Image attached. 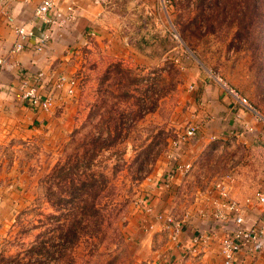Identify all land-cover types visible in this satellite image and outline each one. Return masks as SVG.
<instances>
[{
	"label": "rangeland",
	"instance_id": "obj_1",
	"mask_svg": "<svg viewBox=\"0 0 264 264\" xmlns=\"http://www.w3.org/2000/svg\"><path fill=\"white\" fill-rule=\"evenodd\" d=\"M103 3L115 49L130 53L100 50L76 78L77 93L57 100L73 107L16 157L27 176L21 202L0 223V264H134L126 225L144 181L162 178L170 142L189 125L198 126L196 137L211 128L209 114L197 117L206 103L226 100L231 109L221 111L225 130L203 145L190 192L234 168L256 177L264 167V144L248 140H264V0ZM219 80L257 114L233 102ZM73 223L78 233L69 241Z\"/></svg>",
	"mask_w": 264,
	"mask_h": 264
},
{
	"label": "crops",
	"instance_id": "obj_2",
	"mask_svg": "<svg viewBox=\"0 0 264 264\" xmlns=\"http://www.w3.org/2000/svg\"><path fill=\"white\" fill-rule=\"evenodd\" d=\"M38 2L39 0H0V56L20 64V70L25 71L29 77L42 72L45 75L44 83L49 86L72 78L77 80L85 70V64L106 46H110L107 53L111 55L125 56L130 53L125 50L126 52L119 54L115 49L117 40L107 33L103 17L104 0H56L57 9L62 14L68 6L74 8L76 18L73 23L55 28L53 38L42 51H35L32 42L24 51L9 55L8 51L15 43L16 37L6 22V14L12 15L16 24H23L33 29L36 36H40L44 24L34 19V8ZM17 72L19 70L0 71V223L10 216V206L21 202V190L25 189L27 167L16 157H19L18 154L26 143H31L30 138L37 137L40 131L54 125L60 114L68 113L73 107L69 102L66 105L58 104L61 92H56L55 110L51 113L34 112L18 99L17 85L20 80ZM78 87L79 85L75 93ZM221 101L222 105L215 100L198 108L197 117L200 119L206 114L211 116V128L201 129L198 138L195 136L174 150L175 159L164 165L162 178L154 177L144 181V195L148 197L152 213L147 214L141 209H136L126 225V233L134 247V264H223L219 254V239L224 235V228L215 223L211 216L214 210L213 202L218 198L213 188L216 180L211 181L200 194L198 191H193L194 194L190 192L193 189L191 175L206 154L203 145L207 137L225 130V118L221 111H229L231 108L226 100ZM59 110L62 113H59ZM235 115V111L227 115L228 125L231 123L230 116L237 119ZM247 128L252 129L253 126L247 122ZM262 139L256 134L248 138L250 142L259 141L257 143L264 144ZM11 157L14 158L9 160ZM185 163H191L188 174L175 172L173 179L167 182L166 175L174 171L175 164ZM245 167L234 168L233 173L230 172V176L235 179L231 197L243 206L242 214L246 226L251 223L263 227L264 204H258L255 195L257 192H264V167L257 170L256 177H252V170L249 172ZM242 171H248L250 177L240 175ZM176 204H179V208H176ZM160 213L173 214L178 218L189 214L177 244L171 242L163 223L157 221L156 215ZM233 228L231 223L227 227L228 230ZM211 231L215 234H211V241L205 248H200L196 255L187 253L186 249L192 245L193 237ZM237 263L264 264V238L253 252L240 253Z\"/></svg>",
	"mask_w": 264,
	"mask_h": 264
},
{
	"label": "built area",
	"instance_id": "obj_3",
	"mask_svg": "<svg viewBox=\"0 0 264 264\" xmlns=\"http://www.w3.org/2000/svg\"><path fill=\"white\" fill-rule=\"evenodd\" d=\"M75 10L72 6H68L62 14L57 9L56 0H39L34 8V19L42 22L44 30L40 36H36L33 29L27 28L23 24H16L12 15L6 14V22L13 30L16 41L8 51L9 55L22 52L29 48L33 43L35 51L39 52L44 49L47 43L53 38L54 29L64 27L75 20ZM17 62L11 61L0 56V71L16 70L19 74L18 99L26 103L34 112L51 113L55 108L56 92H61V96H73L77 88V80L70 79L68 81H59L54 85H46L44 83L45 75L42 72L36 73L33 77H29L27 73L21 71ZM221 88L231 97L233 102L250 112L257 114L251 107L248 100L241 96L234 89L227 86L226 83L219 80ZM198 126L189 125L184 129L183 133L178 135L171 142L172 152H168L166 156L169 160L175 159L174 150L181 144L189 141L196 136ZM248 129V128H247ZM175 169L166 175V181L173 179L175 172L187 175L191 169V163L175 164ZM235 187V179L226 175L214 182L213 188L217 192V200L213 202L214 210L211 214L215 223L224 228V235L219 239V254L223 264H238L237 259L243 251L253 252L261 240L264 238V226L251 224L246 226L245 218L242 214L243 206L232 199L231 195ZM255 199L258 204H264V192H257ZM137 209L143 210L147 214L152 213V208L148 202V197L144 195L135 202ZM189 214L186 213L181 218H176L173 214L160 213L156 215L157 221L163 223L164 228L169 233L171 242L177 244L179 235L183 230L184 223L187 221ZM233 224L234 228L228 230L229 224ZM214 231L209 233L198 234L192 238V245L187 247L189 254L196 255L200 248H205L211 241ZM168 264H178L171 262Z\"/></svg>",
	"mask_w": 264,
	"mask_h": 264
},
{
	"label": "trees",
	"instance_id": "obj_4",
	"mask_svg": "<svg viewBox=\"0 0 264 264\" xmlns=\"http://www.w3.org/2000/svg\"><path fill=\"white\" fill-rule=\"evenodd\" d=\"M248 21H249V24H251L253 22V15H251L249 17ZM76 222L77 221H75L74 223H76ZM74 223L72 226L69 227V229L67 230L68 232L66 233V239L69 241H71L72 239L77 237V235H76V233H78L77 232V225H75Z\"/></svg>",
	"mask_w": 264,
	"mask_h": 264
}]
</instances>
